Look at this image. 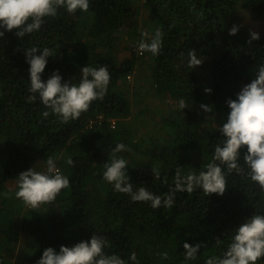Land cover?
<instances>
[{
  "label": "trees",
  "instance_id": "16d2710c",
  "mask_svg": "<svg viewBox=\"0 0 264 264\" xmlns=\"http://www.w3.org/2000/svg\"><path fill=\"white\" fill-rule=\"evenodd\" d=\"M241 7L255 16L264 14V0H90L87 11L58 10L38 32L18 37L13 29L0 37V214L2 195L10 185L16 186L17 175L30 167L43 170L48 156L56 158L70 179V186L55 201L36 209H16L18 231L9 236L12 246L8 242L9 252L0 253V264H37L45 248L59 250L61 245L72 246L95 233L110 242L105 251L126 260L134 252L138 264H182L183 243H199L194 264H204L208 256L222 255L231 231L240 223L254 213H264V190L246 171L228 174V188L222 196L206 197L202 190L177 192L171 208L132 201L129 195L113 191L102 178L104 162L119 142L130 149L117 155L128 160L126 170L134 189L143 184L156 194L169 191L178 166L184 171L189 167L199 170L211 161L214 145L223 139L219 128L230 111L227 101L236 99L256 79L257 65L264 63V34L251 40L242 23ZM142 9L149 18L142 19L140 27ZM233 26L238 31L229 35ZM157 29L162 33L160 54L142 51L139 55L132 46L150 38L142 37L143 32L151 35ZM125 34L132 42L120 48ZM33 46L52 49L44 80L58 70L63 81L76 83L84 65H106L111 80L104 98L93 101L87 112L67 123L52 114L42 117L45 106L39 99L28 100L25 50ZM193 49L202 59L211 58L206 82H201L188 63V52ZM121 50L125 55L119 58ZM143 53L150 61L154 91L175 106L163 123L166 136L159 137L154 151L141 148L144 160L134 157L132 148L140 145L135 142L138 129L126 122L132 107L121 87L135 73ZM206 88L211 92L206 93ZM180 99L188 104L182 110ZM202 104L211 111H204ZM246 150V145L240 150L242 165ZM68 156L73 165L64 163ZM153 167L161 172L159 180L153 178ZM9 222H0L2 235ZM21 234L36 243V251L12 259ZM0 239V248H5ZM218 239L221 244L216 243ZM163 252L168 253L167 259L161 258Z\"/></svg>",
  "mask_w": 264,
  "mask_h": 264
},
{
  "label": "clouds",
  "instance_id": "9594fccd",
  "mask_svg": "<svg viewBox=\"0 0 264 264\" xmlns=\"http://www.w3.org/2000/svg\"><path fill=\"white\" fill-rule=\"evenodd\" d=\"M90 0H0V37L6 31L17 29L16 35L24 37L26 34L38 32L46 18L55 17L58 10L68 13L87 11ZM238 27L233 26L229 35H235ZM251 40H258L260 34L250 33ZM137 48L149 52L153 56L162 50V33L159 29L150 35L148 31L142 33ZM39 53V54H37ZM26 62L29 65V93L30 102L39 99L45 106L40 114L47 118L55 115L62 123L76 120L89 110L93 101L102 100L108 91L111 80L106 65H84L80 68L81 78L73 83L63 81L59 71H54L46 80L42 79L48 63L53 57L49 47L33 46L25 50ZM202 57L193 49L188 52V63L191 69L202 63ZM206 93L211 89L206 88ZM230 109L226 122L219 128L223 139L214 145L210 162L202 165L199 170L189 167L184 171L182 166L175 170L173 184L169 191L156 194L143 186L136 187L131 182L127 172L128 160L117 155L129 151V146L119 142L112 149L111 158L103 165L102 178L108 182L113 191L127 194L132 201L148 202L152 208H171L175 202L177 192L192 193L202 190L206 197L211 194L223 195L228 188L227 176L233 170L244 173L261 190H264V63L257 65L256 79L246 84L237 94L236 99L227 101ZM184 99H180V110L186 108ZM201 108L209 112L211 107L202 104ZM247 146L243 155V165L240 162L241 149ZM45 168L36 170L33 167L17 175L15 197L25 205L36 209L55 201L63 189L70 186L68 175L58 167L56 158L48 156ZM64 163L73 165L72 156H68ZM154 180L161 178L158 168L151 169ZM167 183V178L164 180ZM217 244L222 241L218 239ZM110 242L102 235L93 234L88 240H81L72 246L61 245L59 250L47 247L43 250L37 264H138L133 252L128 259L117 253L105 251ZM182 264H194L200 253L201 245L183 243ZM162 259L168 258V253L160 254ZM264 260V213H254L246 218L239 226L231 231L229 242L222 255H210L204 264H260Z\"/></svg>",
  "mask_w": 264,
  "mask_h": 264
},
{
  "label": "rangeland",
  "instance_id": "374dc122",
  "mask_svg": "<svg viewBox=\"0 0 264 264\" xmlns=\"http://www.w3.org/2000/svg\"><path fill=\"white\" fill-rule=\"evenodd\" d=\"M240 15L242 19V23L244 27L250 32H257L260 35L264 34V14L257 15L252 14L248 8L241 7ZM149 18L147 13L143 11L139 16V26L142 27L143 22L142 19ZM132 40L128 35L121 36L120 48H122L126 43L130 44ZM133 49L136 50V44H134ZM143 53V58H138L140 64L138 68L135 70V73L130 76L129 79H126L122 83V88L125 93L128 95L131 101L132 107V116L129 117L126 122L130 123L132 126L134 124L137 126V135H135V139L137 143L140 141V145L138 148L133 147V153L135 158H140L144 160L146 157L140 151L141 148L146 151H154V144L159 139V137H165L166 134L163 133L162 127L164 120L173 115V110L175 106L170 104L168 99H163L159 94H156L154 91V87L150 84L149 79V65L150 61L147 57H145ZM125 55V51L121 50L120 54H118L119 58H122ZM202 63L199 66L193 68L194 72L198 75L201 82H206L209 77V64L211 63V58H203ZM9 191H5L2 195L3 202V211L0 214V222L3 220L10 221L7 228L0 230V237L3 239L5 248H0V253L7 252V244L10 241L9 236L15 234V231H18L17 219L18 214H16V209L23 206L25 209L28 208V205H25L21 200L17 199L14 195L16 191L17 185H10ZM25 206V207H24ZM25 211L23 210L22 214ZM26 240V242L24 241ZM10 246L11 243L9 242ZM0 246H3V243L0 239ZM3 248V249H2ZM37 245L30 238L28 240L27 236L21 234L19 241L16 246L12 249L10 255H12V259L17 255H31L36 251ZM10 249V250H11ZM9 252V251H8Z\"/></svg>",
  "mask_w": 264,
  "mask_h": 264
},
{
  "label": "built area",
  "instance_id": "2783aa9c",
  "mask_svg": "<svg viewBox=\"0 0 264 264\" xmlns=\"http://www.w3.org/2000/svg\"><path fill=\"white\" fill-rule=\"evenodd\" d=\"M137 51H138V54H139V55H141V54H142V51H141V50H139L138 48H137ZM129 78H130V76H128L126 79H129ZM100 118H101V117H97V119H98V120H100ZM90 124H93V121H90ZM114 124H115V121H114V120H112V121H111V127H113V126H114Z\"/></svg>",
  "mask_w": 264,
  "mask_h": 264
}]
</instances>
